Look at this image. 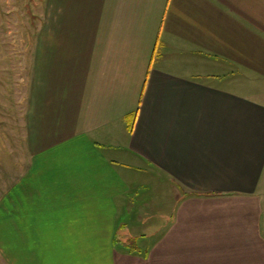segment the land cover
Listing matches in <instances>:
<instances>
[{
	"label": "crops",
	"instance_id": "0c3cea01",
	"mask_svg": "<svg viewBox=\"0 0 264 264\" xmlns=\"http://www.w3.org/2000/svg\"><path fill=\"white\" fill-rule=\"evenodd\" d=\"M28 28L6 263L264 264V0H47ZM150 174L175 200L143 223Z\"/></svg>",
	"mask_w": 264,
	"mask_h": 264
},
{
	"label": "rangeland",
	"instance_id": "374dc122",
	"mask_svg": "<svg viewBox=\"0 0 264 264\" xmlns=\"http://www.w3.org/2000/svg\"><path fill=\"white\" fill-rule=\"evenodd\" d=\"M46 3L47 0H0V196L27 168L24 115L32 55L26 44L32 39L28 27L33 14ZM149 176L152 179L145 180L143 175H137V187L131 194L142 207L129 216H137L143 223L147 214L153 216V221H160L164 217L161 215L170 213L175 200L160 176ZM261 188L264 189V176ZM140 221H135L138 228L141 226L139 230L144 227ZM0 264H7L1 252Z\"/></svg>",
	"mask_w": 264,
	"mask_h": 264
},
{
	"label": "trees",
	"instance_id": "16d2710c",
	"mask_svg": "<svg viewBox=\"0 0 264 264\" xmlns=\"http://www.w3.org/2000/svg\"><path fill=\"white\" fill-rule=\"evenodd\" d=\"M133 120H134V118L131 120V123H130V126L131 127L133 126Z\"/></svg>",
	"mask_w": 264,
	"mask_h": 264
}]
</instances>
